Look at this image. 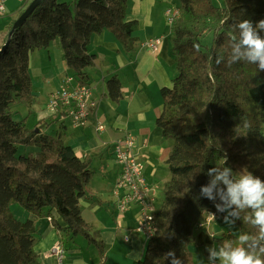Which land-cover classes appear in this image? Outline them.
I'll list each match as a JSON object with an SVG mask.
<instances>
[{
	"label": "trees",
	"instance_id": "trees-1",
	"mask_svg": "<svg viewBox=\"0 0 264 264\" xmlns=\"http://www.w3.org/2000/svg\"><path fill=\"white\" fill-rule=\"evenodd\" d=\"M130 1L43 0L15 31L9 48L0 53V264H41L34 249L39 230L33 221L15 218L11 206L17 204L36 217L50 218L55 230L72 239L86 240L104 258V242L84 220L80 206L81 199H92L88 186L94 176L93 159L81 160L60 137L44 134L40 127L27 129L25 121L14 119L11 106L34 104L30 55L49 48L57 38L67 68L82 86L90 85L86 69L95 62L88 52L94 35L111 32L131 53L136 23L125 21ZM175 1L180 16L171 25L170 41L178 74L173 86L161 91L163 110L156 121L163 138L173 142L166 160L170 180L155 215L157 230L138 264H173L174 260L196 264L190 246L201 217L225 219L227 212L238 234L225 232L215 238L200 232L197 244L259 253L264 233L253 223V210H241L224 198L227 186L222 182L212 198L201 195V189L211 184L207 173L213 167L231 168L233 180L244 171L264 182V71L243 61L228 66L240 38L233 26L250 20L257 28L264 20V0ZM259 34L264 37V30ZM209 35L211 47L202 43ZM107 91L119 102L122 86L117 77L107 82ZM241 118L250 127L237 128ZM21 147H36L38 153L20 154ZM53 211L65 228L52 216ZM242 236L249 237L248 241L241 242ZM169 252L174 255L166 258Z\"/></svg>",
	"mask_w": 264,
	"mask_h": 264
},
{
	"label": "crops",
	"instance_id": "crops-1",
	"mask_svg": "<svg viewBox=\"0 0 264 264\" xmlns=\"http://www.w3.org/2000/svg\"><path fill=\"white\" fill-rule=\"evenodd\" d=\"M29 1L6 0L7 14L0 17V47L6 43L9 26L18 19ZM178 6L175 0H131L125 16L126 22L136 23L133 32L135 45L131 53L111 32L105 31L92 37L88 52L95 56V62L86 69V73L98 105L88 125L82 129L66 123L67 117L61 113L54 114L48 109L51 96L65 86L70 74L75 77L66 66L60 39L57 38L47 49L31 53L30 75L34 90L38 88L40 93H34L35 102L31 107L34 110H30L33 121L27 120L25 126L29 130L40 127L44 134L51 129L56 134L53 137H60L64 144L71 146L81 160L87 157L93 159L94 176L88 186L92 199H81L80 206L84 220L105 245L104 258H101L98 249L86 240L82 241L79 237L72 239L66 232L55 230L50 218L36 217L19 205H13L11 210L15 217L19 215L20 219L33 221L39 230L40 236L34 249L41 264H54L55 259L48 254L59 243L66 251L64 264H138L143 259L146 238L134 235L130 242L124 239L132 234L136 226L137 206L132 207L121 221L116 219L113 188L120 168L114 159L113 145L128 134L134 136L138 153L146 159L145 176L149 183H157L160 164L166 162L173 145L163 138L162 130L156 124L163 110L161 91L171 88L178 74L171 51V27L168 29L165 14L168 9ZM156 39H161V44L157 51H152L147 43ZM36 66L40 67L37 81L34 74ZM113 77H117L122 86L119 102L113 101L107 91V82ZM97 122L104 124V133L96 132ZM28 125L32 127L28 128ZM52 216L62 228L66 227L55 211ZM200 222L203 224L200 231L210 237L216 238L225 232L238 234L228 212L225 219L202 216ZM223 222L228 225H223ZM199 234L195 231L190 246L196 264H223L216 244H197Z\"/></svg>",
	"mask_w": 264,
	"mask_h": 264
},
{
	"label": "built area",
	"instance_id": "built-area-1",
	"mask_svg": "<svg viewBox=\"0 0 264 264\" xmlns=\"http://www.w3.org/2000/svg\"><path fill=\"white\" fill-rule=\"evenodd\" d=\"M6 14V0H0V17ZM165 15L168 23L172 25L180 16V10L171 8ZM160 44L161 39H156L147 43V46L152 51H157ZM97 105L89 85H79L73 78H69L66 85L50 100L48 109L54 114L61 113L62 116L71 119L74 127H85ZM95 130L102 134L106 128L103 123L97 122ZM113 155L120 168L113 191L117 208L116 219L121 221L132 207L138 208L136 226L132 234L124 239L130 242L134 235H142L149 241L157 230L155 225L157 187L149 183L145 176L146 159L138 153L137 139L130 134L114 143ZM202 226L200 223L199 228ZM65 254L63 245L59 243L52 247L48 257L55 259L54 264H64Z\"/></svg>",
	"mask_w": 264,
	"mask_h": 264
},
{
	"label": "clouds",
	"instance_id": "clouds-1",
	"mask_svg": "<svg viewBox=\"0 0 264 264\" xmlns=\"http://www.w3.org/2000/svg\"><path fill=\"white\" fill-rule=\"evenodd\" d=\"M233 27L239 29L240 38L232 50L228 66L231 67L237 61H243L257 65L260 71H264V37L259 34V30H264V20L258 23L257 28L253 27L250 20H243ZM220 63L221 59H217L216 64L220 65ZM241 126L248 128L250 124L246 119L241 118V123L237 128ZM207 174L212 177L211 184L202 187L201 195L212 198L213 190L222 182L227 186V196L224 197L223 190H221L222 197L230 199L231 204L241 210L251 208L255 217L253 223L259 226L261 233H264V182L244 171L239 175V179L233 180L231 178L232 169L225 166L213 167ZM248 239L247 236L240 237L241 242H247ZM173 255L174 253L169 252L166 258ZM219 255L223 264H264V259L261 258L264 256V247L260 248L259 253L237 247L231 251L222 250ZM173 264H181V262L174 260Z\"/></svg>",
	"mask_w": 264,
	"mask_h": 264
},
{
	"label": "rangeland",
	"instance_id": "rangeland-1",
	"mask_svg": "<svg viewBox=\"0 0 264 264\" xmlns=\"http://www.w3.org/2000/svg\"><path fill=\"white\" fill-rule=\"evenodd\" d=\"M217 4L219 5V4H220V1H218ZM12 6H15V4H12ZM166 24L168 25V29H169V27H171V25L168 23V19H166ZM202 43H203L204 46L211 47V45H212V36L209 35V36H207V37H204L203 40H202ZM15 48H16V47H15ZM34 69H35V70H34L35 79H36V81H37L38 74H39V72H40V67H37V66H36ZM69 76H70V77H68L67 80H68L69 78H73V79L76 81V78L73 77L72 74H70ZM39 83H40V81L37 82V84H39ZM65 85H66V84H65ZM59 91H60V90H59ZM59 91H57L55 94H53V95L51 96L50 100H51V99L53 98V96L56 95ZM34 93H40V89L37 88L36 90H34ZM31 107H32V106H31ZM31 107H28V106H26V105H24V104H19V103H17V104H13V105L11 106V112H12V114H13L14 119L17 120V121H23V120H24L25 122H27V120H29V122L33 121V117L30 115V110L33 111L34 108H33V110H32ZM34 107H35V106H34ZM41 108H43V106H41ZM65 121H66V123H70V124L72 125V123H71V119L67 118V120H65ZM28 126H30V127H28V128H31V127H32L31 125H28ZM76 128L82 129V128H84V127H76ZM92 130H93V129H92ZM46 133H47V135H50V136H55V135H56V134H54V131L51 130V129H50V130H46ZM166 141H169L171 144H173V142L170 141V140H166ZM172 146H173V145H171V148H172ZM19 152H20V154H29V153L37 154V153H38V149H37L36 147H29V148L21 147L20 150H19ZM160 165H161V167H160L159 172H158V174H157V183L154 182V181H152V185H154V186L157 187V191H156V203H155V208H156L157 210H159L160 207H161L162 204H163V201H164V188H165V184L170 180V171H169V169H168V166H167L166 162H164V163H162V164H160ZM168 178H169V180H168ZM114 188H115V186H114ZM114 188H113V191H114ZM17 205H19V204H17ZM20 207H21V206H20ZM21 209H23V208H21ZM15 218L18 219V220H21V221L27 220V218L20 219L19 215H16ZM223 225L227 226L228 224L225 223V222H223ZM224 228H226V227H224ZM234 229H237V228H234ZM205 230H206V229H205ZM205 230H203V231H205ZM237 230H238V229H237ZM196 231H197L198 233L201 232L199 228H198ZM138 236H139V237H142L141 235H138ZM79 238L82 240L81 237H79ZM82 241H83V240H82ZM84 241H85V240H84Z\"/></svg>",
	"mask_w": 264,
	"mask_h": 264
},
{
	"label": "water",
	"instance_id": "water-1",
	"mask_svg": "<svg viewBox=\"0 0 264 264\" xmlns=\"http://www.w3.org/2000/svg\"><path fill=\"white\" fill-rule=\"evenodd\" d=\"M43 0H33L28 7L24 10V12L18 17V19L14 22L11 31L8 34V38L6 43L2 46L0 53L9 48L12 43V37L15 31L21 28L29 19V17L34 13V11L41 5Z\"/></svg>",
	"mask_w": 264,
	"mask_h": 264
}]
</instances>
